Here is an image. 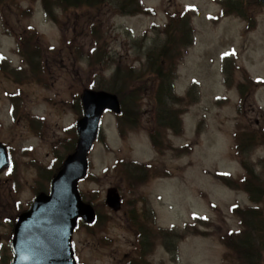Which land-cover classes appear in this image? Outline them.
<instances>
[{
  "label": "rangeland",
  "instance_id": "obj_1",
  "mask_svg": "<svg viewBox=\"0 0 264 264\" xmlns=\"http://www.w3.org/2000/svg\"><path fill=\"white\" fill-rule=\"evenodd\" d=\"M8 0L11 9L6 7V21L15 29L24 16L23 9L31 5L30 0ZM146 6L156 9L155 16H113L110 21H102L108 28L106 37L115 56L134 60L143 57L151 37L159 28L151 30L153 25L162 26L166 22V12H174L185 7L193 8L197 14L192 17L195 30V43L191 46L178 68L176 91L184 94L192 82L196 83L194 97L199 95L184 115V134L174 138L175 146L191 144L192 151L183 156L177 152H167L158 157L151 148L144 132L134 133L126 141L117 134L114 116L104 112L101 118V133L109 148L101 142H94L89 154L90 176L79 183L80 191L91 197L90 203L98 205L101 223L94 227H80L73 234L76 256L82 264H125L132 256L136 238L129 228L130 208L135 205L141 212L143 204L152 208L156 218L151 224L153 232V249L148 260L150 264H236L227 256V249L220 241V236L228 229H238V219L230 213L228 207L233 203L249 204L244 192L233 191L221 185L213 178L214 171L229 176L243 173L239 163L232 157V136L235 120H240L236 112L237 90L227 89L223 83V55L231 53L238 69L235 80L244 78V71L253 79H264V8H254L256 26L251 32H244L245 23L236 17L222 18L219 22L212 20L219 6L212 0H144ZM32 15L22 22L31 25L41 34L45 44L59 47L60 31L56 25L47 21L38 1L32 5ZM82 32V23L78 25ZM158 29V30H157ZM146 34V39L141 40ZM13 37L2 34L0 26V58L13 65H19V57L14 52ZM57 51V50H56ZM67 52L60 50L56 69L47 68L41 83L36 81L15 84L1 71L0 65V141L12 148L15 176L21 183L19 191L11 198L0 191V204L13 214V201L18 200L21 209H25L36 192L35 177L37 169L47 167L53 158L52 149L55 142L65 137L64 129L71 126L77 115L71 111L69 101L77 97L79 89L89 80V73L83 62L73 58L69 61ZM64 57V58H62ZM234 70V69H233ZM20 88V96L15 100L18 109L11 118V99L6 96ZM249 125L256 131L264 130V86L253 91L242 104ZM252 109V110H251ZM31 114L32 116H30ZM41 118L42 120H39ZM199 126V133L197 132ZM173 138V137H171ZM133 159L139 162H155L159 168L165 166L173 173L171 178L147 179L133 196L144 197V201L132 202V194L124 184L117 186L122 198V210L114 213L104 205V195L109 187L115 186L116 177L112 172L104 173L113 167L116 160ZM255 163L264 160V141H261L252 155ZM264 164L256 166L255 177L264 189ZM7 173L2 175L0 185L7 192L11 179ZM86 199V196H84ZM259 207H264V192L259 197ZM213 203L214 206H211ZM16 208V206H14ZM264 213V211H263ZM0 210V215H4ZM196 216L203 220L206 236L189 235L178 244L177 259L166 250L162 241V228L182 230L185 224H195ZM157 223V224H156ZM159 227H158V226ZM161 227V228H160ZM5 229L0 227V233ZM205 234L204 232H200ZM4 244L5 241L2 240ZM2 244V245H3ZM5 247V245L3 246ZM263 245H260L262 249ZM261 258H264V251ZM227 261L223 262V257ZM5 251H0V258H5ZM1 264V260H0ZM264 264L263 259L261 263Z\"/></svg>",
  "mask_w": 264,
  "mask_h": 264
},
{
  "label": "trees",
  "instance_id": "obj_2",
  "mask_svg": "<svg viewBox=\"0 0 264 264\" xmlns=\"http://www.w3.org/2000/svg\"><path fill=\"white\" fill-rule=\"evenodd\" d=\"M40 1L48 20L62 30V23H67L66 21L72 18L78 34L86 39L84 43L79 41L77 36L66 38L62 35L61 46L74 60L85 63L89 73L88 87L107 89L118 96L121 113L116 116V127L120 138L124 140L131 132L145 130L158 155L170 150H176L178 155L190 153L189 145L175 149L168 138L169 132L174 136L183 133L182 115L191 104L196 102V98L191 97L194 85L184 97L177 95L173 86L177 75V65L183 58L185 48L192 42V29L186 24L187 12L167 14L166 25L152 38L151 44L143 51V58L137 60L140 65L135 66L126 58L112 54L105 34L106 25L102 21L110 14L154 15V9L144 7L142 0ZM258 4V0H224L222 15H237L245 19L249 15V10ZM81 23L84 32L77 27ZM6 27L3 25V31L10 34ZM43 51L44 47L38 41L37 32L32 28L23 29L17 40V52L26 67L23 70L27 75L26 79H34L41 83L40 74H43L47 67ZM48 51L56 52V49L48 48ZM226 84L230 86L227 81ZM239 92L240 101L237 111L240 120H237L235 124L233 151L244 167L245 175L239 181L225 179L222 176L217 178L232 189L245 191L253 205L231 207V212L238 219L239 228L227 230L220 236V241L227 249V256L230 260H235L236 264H260L261 259L264 261V258H261V251H264V208L256 204L259 203V197L264 189L259 185L252 165L247 161V156L264 136L241 118L240 105L247 97L243 89L239 88ZM70 108L75 114H81L78 94L75 100L72 98ZM65 132V137L55 142L52 149L53 158L48 166L37 169L36 191L48 189L50 180L60 167L64 156L75 148L77 134L74 125ZM14 169L15 167L12 172ZM112 172H115L113 174L116 177L118 176L116 180H113V184L116 186L124 184L131 194L144 185V181L159 174V171L150 163L143 164L123 159L116 160L112 168L104 170V173ZM10 179L11 186L7 192L0 185V191L7 194L9 198H11L9 195L12 196L21 186L15 176L11 175ZM81 194L84 199L86 196L87 201L92 199L83 194V191ZM144 200L143 196L137 198L132 194V202ZM94 207L98 210V205ZM0 210H4V205L0 204ZM15 210L19 212L21 207ZM129 214L128 226L135 235L136 242L133 246V254L126 259L125 264H150L148 256L152 252L154 238L148 219H151L153 224L154 214L146 204H143L141 212L133 205ZM14 219L15 215L8 214L4 218V226L7 229L4 238L7 241ZM100 223V214L97 212L96 221L91 227L98 226ZM163 233L162 243L172 255V259H175L180 241L189 235L201 234L194 224L186 225L181 231L170 228L163 230ZM260 245H263L262 249ZM222 261H227L225 256Z\"/></svg>",
  "mask_w": 264,
  "mask_h": 264
},
{
  "label": "water",
  "instance_id": "obj_3",
  "mask_svg": "<svg viewBox=\"0 0 264 264\" xmlns=\"http://www.w3.org/2000/svg\"><path fill=\"white\" fill-rule=\"evenodd\" d=\"M81 101L83 116L77 122L76 149L53 177L50 193L37 195L31 208L18 216L11 242L15 252L11 264H78L72 232L78 217L92 222L95 213L90 204L81 200L77 182L86 175L87 153L97 136L102 112L120 111L117 96L105 91L84 90ZM9 166L7 147L0 143V172ZM105 203L114 211L120 209L116 188L106 191Z\"/></svg>",
  "mask_w": 264,
  "mask_h": 264
}]
</instances>
